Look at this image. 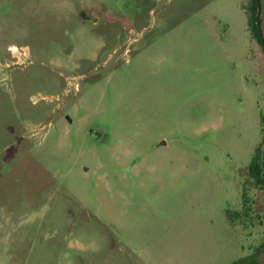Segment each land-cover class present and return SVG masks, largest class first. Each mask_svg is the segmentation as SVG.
Masks as SVG:
<instances>
[{"label": "rangeland", "instance_id": "obj_1", "mask_svg": "<svg viewBox=\"0 0 264 264\" xmlns=\"http://www.w3.org/2000/svg\"><path fill=\"white\" fill-rule=\"evenodd\" d=\"M256 2L0 0V264L264 262Z\"/></svg>", "mask_w": 264, "mask_h": 264}, {"label": "trees", "instance_id": "obj_2", "mask_svg": "<svg viewBox=\"0 0 264 264\" xmlns=\"http://www.w3.org/2000/svg\"><path fill=\"white\" fill-rule=\"evenodd\" d=\"M257 8H258V2H256L253 7L248 8L247 14H248L249 28H250V31L252 32V37L264 46V41L261 39V36L259 34L258 18L256 19V15H255ZM260 59L263 63L262 58ZM247 172H248L249 177L254 179V182L257 184V186L260 187L261 190H263V186H264V141L261 144V146L258 148V150L256 151L253 157V160L247 169ZM258 252L260 256H262V258L260 257V259H264V246L259 248ZM263 263L264 262L255 263V264H263Z\"/></svg>", "mask_w": 264, "mask_h": 264}, {"label": "water", "instance_id": "obj_3", "mask_svg": "<svg viewBox=\"0 0 264 264\" xmlns=\"http://www.w3.org/2000/svg\"><path fill=\"white\" fill-rule=\"evenodd\" d=\"M258 18V16L256 15V19ZM258 27H259V24H258ZM259 34H260V36H261V39L263 40V37H262V31H261V29H260V27H259ZM264 41V40H263ZM80 218L81 219H84V217L83 216H80ZM85 218H87L88 219V217L87 216H85Z\"/></svg>", "mask_w": 264, "mask_h": 264}]
</instances>
